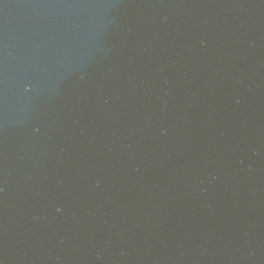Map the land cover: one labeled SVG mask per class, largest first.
Listing matches in <instances>:
<instances>
[{
  "label": "water",
  "instance_id": "obj_1",
  "mask_svg": "<svg viewBox=\"0 0 264 264\" xmlns=\"http://www.w3.org/2000/svg\"><path fill=\"white\" fill-rule=\"evenodd\" d=\"M0 264H264V0H0Z\"/></svg>",
  "mask_w": 264,
  "mask_h": 264
}]
</instances>
